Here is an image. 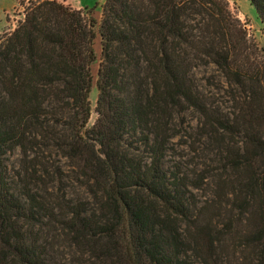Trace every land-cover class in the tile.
<instances>
[{"label": "trees", "instance_id": "trees-1", "mask_svg": "<svg viewBox=\"0 0 264 264\" xmlns=\"http://www.w3.org/2000/svg\"><path fill=\"white\" fill-rule=\"evenodd\" d=\"M226 237L264 264V50L229 3L30 2L0 38V264H223Z\"/></svg>", "mask_w": 264, "mask_h": 264}, {"label": "rangeland", "instance_id": "rangeland-1", "mask_svg": "<svg viewBox=\"0 0 264 264\" xmlns=\"http://www.w3.org/2000/svg\"><path fill=\"white\" fill-rule=\"evenodd\" d=\"M41 1L44 0H0V38L12 33L17 28L19 23L24 19V11L27 8V6L30 4V2L35 3ZM48 1H55L72 9L80 10V11H83L85 8H88L92 10L93 17L96 20L100 21L102 15V5L105 3L106 0H48ZM226 1L229 3V8L231 12L234 14L235 17H237L241 21L243 26L246 28L249 36L253 40H255L258 43V45L264 50V25L261 23L256 9L246 0H226ZM79 7H83L84 9L83 8L78 9ZM100 42H101V38L98 34L95 42V50L98 56L100 55L101 52ZM98 65H99L98 60L97 62H94L92 65V70L95 77L97 75ZM196 77L199 78V75H197ZM204 86L206 87L205 82H204ZM98 94H99L98 89L95 85L90 93V101L92 104V116L89 123L90 126L94 124L97 118L95 108L98 99ZM217 99L221 100L219 102L222 103L224 106H228L229 103L227 102L228 99L227 97L220 95L219 97H217ZM187 118H191V115L189 114ZM179 150H183L182 153H187V151H185L186 149L184 148L181 149L180 147ZM213 158L214 156L210 155L207 161L208 166L210 165V168L207 169L209 171L216 170V168H219L218 164H213L210 161ZM213 180L218 181L217 178H214ZM214 188L215 187H213V189ZM213 189L211 188L210 191L207 190L200 191L199 195L203 196L204 194H209V192L213 194L214 193ZM210 214L214 215L215 213L214 212L211 213L210 211ZM226 215L230 216L229 213H227ZM226 218L227 217H224L225 220ZM237 219H239L238 215H236L235 217V220ZM236 223L239 225L238 222ZM249 225L250 224L248 222V223H244L241 226L248 228L247 226ZM241 226L239 225L238 229H241L242 228ZM226 239H227L226 242L227 247L224 246V251L229 255L226 256L227 260H225L223 264H238V261L236 259L239 256V254L237 256L233 255L234 248H237L236 245L238 243H235L229 237H226ZM230 242L232 245L230 244ZM233 244L235 247L233 246ZM247 251H249L250 253L251 249L248 247Z\"/></svg>", "mask_w": 264, "mask_h": 264}, {"label": "crops", "instance_id": "crops-1", "mask_svg": "<svg viewBox=\"0 0 264 264\" xmlns=\"http://www.w3.org/2000/svg\"><path fill=\"white\" fill-rule=\"evenodd\" d=\"M83 7H79L78 9H82ZM84 9V8H83Z\"/></svg>", "mask_w": 264, "mask_h": 264}]
</instances>
